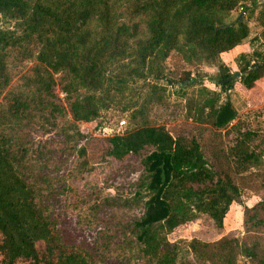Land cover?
<instances>
[{
    "label": "trees",
    "instance_id": "1",
    "mask_svg": "<svg viewBox=\"0 0 264 264\" xmlns=\"http://www.w3.org/2000/svg\"><path fill=\"white\" fill-rule=\"evenodd\" d=\"M122 1L126 3V19L118 21L114 13ZM247 4L250 10L261 9L262 44L250 54L238 52L234 68L223 64L213 81L218 90L205 87L188 70L173 72L176 84L189 88L197 115L205 109L211 113L209 140L204 144L213 163L199 141L204 126L191 123V131L184 133L149 124L144 118L147 105L130 112L129 125L121 134L103 139V155L115 161L144 152L141 187L146 198L144 213L136 221L143 264H177L181 246L169 235L199 215L206 217L213 233L222 234L224 217L229 207L239 202L240 189L259 175L251 170L264 166V153L251 145L239 152L229 148L230 156H236L231 168L223 145L216 141L219 128L236 115L228 100L216 105L219 91L235 85L246 95L263 74L264 2L255 6L254 0H0V18L15 26L14 32L0 30V93L10 81L6 66L10 52L21 61L34 59L37 67L32 83L38 91L35 101L6 99L2 116L22 120L29 108L37 107L49 115L51 125L65 113L76 122L89 121L114 103L131 102L132 74L111 72L133 53L142 66L160 65L172 51H177L185 64L219 56L228 59L249 30L241 18L232 25L225 18L238 8L242 10L236 15L244 13ZM94 26L99 30L92 41ZM234 72L239 76L221 82ZM55 74L60 76L54 78ZM241 135L253 139L254 144L260 140L252 131ZM73 148L84 166L89 157L85 144ZM14 161L16 154L9 138L0 134V264H95L80 250L61 243L54 224L37 208L34 190L18 174ZM261 185L264 187V181ZM244 211L246 234L240 242L224 235L213 242L192 237L184 242L186 249L206 261H213V256L228 260L237 249L247 260L245 264H264V196Z\"/></svg>",
    "mask_w": 264,
    "mask_h": 264
},
{
    "label": "rangeland",
    "instance_id": "2",
    "mask_svg": "<svg viewBox=\"0 0 264 264\" xmlns=\"http://www.w3.org/2000/svg\"><path fill=\"white\" fill-rule=\"evenodd\" d=\"M125 4L122 1L114 13L118 21L126 19ZM254 5L259 4L254 0ZM249 8L250 4H247L241 16V20L248 26V36L242 44L231 50L228 59L219 56L214 60H192L185 64L178 52L172 51L160 65L142 66L135 53L117 64L111 73L129 71L132 74L134 97L131 102L114 103L102 109L98 117L89 121L76 122L65 113L57 119V124L51 125L49 115L37 107L29 108L28 116L22 120L3 117L6 99L21 97L35 101L38 96L32 83L37 67L34 59L21 61L15 52L9 53L6 66L10 72V81L0 93V134L9 138L16 154L13 164L16 171L32 186L37 208L54 224L64 246L80 250L95 264H143L136 239V221L144 213L146 198L141 187L144 175L141 155L144 152L115 161L103 155V139L121 134L129 125L130 112L141 108V104L147 105L144 118L149 124L173 127L184 133L190 132L193 124L204 126L198 138L200 144L203 143L206 158L213 163L204 144L209 140L207 126L211 113L205 109L202 114L197 115L189 88L178 86V78L173 76V72L188 70L190 76L201 79L205 87L218 90L213 81L223 64L230 69L234 68V57L238 52L245 50L250 54L262 44V28L258 21L261 9ZM241 10L242 8H238L231 12L225 22L232 21ZM14 28L12 21L0 18L1 31L14 32ZM98 30L94 28L92 41L96 39ZM144 38L142 36L141 40ZM59 76L53 75L54 78ZM240 88L233 85L222 89L216 103L228 100L236 111L234 119L219 128L216 138L223 145L231 168H234L236 156H230L229 148H236V152H239L254 145L264 153V71L246 95L242 94ZM149 99L152 100L148 103ZM126 103L128 104L123 105ZM120 122H123L122 125ZM76 131L80 136L76 135ZM246 131L256 133L259 142L254 144L253 139H243L241 134ZM82 144H85L86 152L91 158L87 157L84 166H80L81 161L77 160L73 148ZM254 169L259 175L250 178L246 187L240 189L239 202L232 204L224 217L222 234L213 233L206 217L199 215L194 221L176 228L169 235L170 240H175L181 246L177 264L246 263L247 260L237 249L232 250L228 260L224 256H213V261H206L203 256L197 258L186 249L184 242L192 237L202 242H213L220 235L241 241L246 234L244 209L264 196V187L261 185L264 181V166L249 170Z\"/></svg>",
    "mask_w": 264,
    "mask_h": 264
},
{
    "label": "water",
    "instance_id": "3",
    "mask_svg": "<svg viewBox=\"0 0 264 264\" xmlns=\"http://www.w3.org/2000/svg\"><path fill=\"white\" fill-rule=\"evenodd\" d=\"M264 2V0H255V3L256 4H261V3H263ZM242 12H240L232 21H230L229 23H228V25H232L234 22H238V21H240V18H241V16H242ZM247 71H250V69H248ZM239 72H234L233 74H232V76H230V77H227L226 79H224V80H222L221 82L222 83H224V82H228V81H230L231 79H234V78H236V77H238L239 76Z\"/></svg>",
    "mask_w": 264,
    "mask_h": 264
},
{
    "label": "built area",
    "instance_id": "4",
    "mask_svg": "<svg viewBox=\"0 0 264 264\" xmlns=\"http://www.w3.org/2000/svg\"><path fill=\"white\" fill-rule=\"evenodd\" d=\"M122 122H120V124H121ZM264 244V243H263Z\"/></svg>",
    "mask_w": 264,
    "mask_h": 264
}]
</instances>
